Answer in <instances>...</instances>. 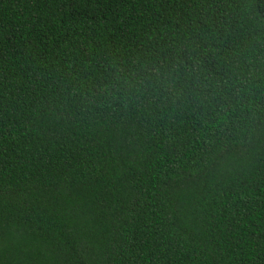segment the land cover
Instances as JSON below:
<instances>
[{
    "label": "trees",
    "instance_id": "1",
    "mask_svg": "<svg viewBox=\"0 0 264 264\" xmlns=\"http://www.w3.org/2000/svg\"><path fill=\"white\" fill-rule=\"evenodd\" d=\"M0 264H264V0H0Z\"/></svg>",
    "mask_w": 264,
    "mask_h": 264
}]
</instances>
